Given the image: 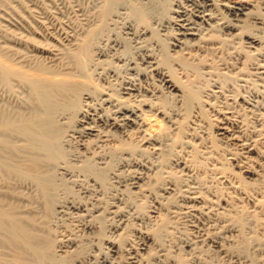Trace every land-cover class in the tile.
I'll return each mask as SVG.
<instances>
[{"label": "bare ground", "instance_id": "bare-ground-1", "mask_svg": "<svg viewBox=\"0 0 264 264\" xmlns=\"http://www.w3.org/2000/svg\"><path fill=\"white\" fill-rule=\"evenodd\" d=\"M100 1L89 15L79 10L86 23L69 17L67 28L57 21L63 27L57 29L47 22L52 6L41 0H0V264H82L80 234L59 230L58 220L67 214L96 219L99 227L90 220L82 234L102 238L105 210L96 202L109 184L108 172L113 181L124 168L133 172L131 187L124 189L129 196L155 191L161 199L148 211L153 227L139 230L140 242L127 250V264H145L144 253L161 233H170L171 216L178 214L192 219L198 243L208 242L231 263L247 264L241 255L247 239L264 245V235L243 232L251 219L264 224V93L257 88L242 96L230 84L243 75L264 89V0ZM125 3L136 20L125 27L126 44L109 35ZM155 17H165L157 30ZM127 42L137 45L139 58L125 56ZM179 71L191 78H179ZM201 74H215L219 90H200L194 79ZM206 118L210 129L217 123L212 134L203 126ZM66 146L83 157L73 169L89 178L78 189L86 201L56 205L54 172L74 171L66 165ZM174 146L179 149L169 161ZM94 159L105 166L92 167ZM202 170L218 185L209 192L214 198L206 194L210 184L204 191L195 175ZM225 192L234 195L224 198ZM244 201L253 210L247 212ZM119 206L113 203L108 211L120 217ZM258 209L263 218L256 216ZM120 226L114 230L122 243L128 235ZM107 240L115 257L121 244ZM185 247L192 248L188 242ZM93 264L112 260L101 256Z\"/></svg>", "mask_w": 264, "mask_h": 264}, {"label": "rangeland", "instance_id": "rangeland-1", "mask_svg": "<svg viewBox=\"0 0 264 264\" xmlns=\"http://www.w3.org/2000/svg\"><path fill=\"white\" fill-rule=\"evenodd\" d=\"M42 1V3H45L44 4V6L46 5H48L47 7H48V9H49V6L51 7L52 6V8L50 9V15L47 17L48 18V20H47V22H50V21H54L53 23L55 24V26H54V24L53 23H49V24H51V26H53V27H56L57 25V29L58 28H67L66 26H67V24H68V21H69V17H73L72 19H78V20H80L82 23H86V21H82L83 19H84V16H82V15H80V13L81 12H83L84 14H87V15H89L88 13L90 12V13H92V11L94 10L93 8H95L96 7V5H98V3L100 4L101 3V1L100 0H41ZM55 1V2H54ZM58 2V3H57ZM95 2V3H94ZM97 3V4H96ZM60 5V6H59ZM126 3L125 4H121V5H119V6H121V7H119L118 9L120 10V12L121 13H119V11H118V9L116 10V11H118V13L116 12V14H118V15H116V16H114L113 17V20H114V22L113 23H115V21H116V23L112 26V27H114L113 29H112V27H111V29L112 30H114V31H111L110 33H109V35H110V37L111 38H117V39H119V41H122L123 39H121L122 37L124 38L125 37V34H124V31H125V27H126V25L128 26L129 24L131 25V26H134V24H136V20H135V18L134 17H132V12H131V9L129 10V9H127L126 8V6H129L128 8H130V5L129 4H127L126 6ZM76 6H77V10H76ZM93 6V7H92ZM56 7V9H54L55 10V12L57 11V13H55L54 12V10H53V8H55ZM64 7V8H63ZM75 7V8H74ZM62 8V9H61ZM121 8V9H120ZM125 8V9H124ZM60 9V10H59ZM72 9H74V10H72ZM87 9V10H86ZM91 9V10H90ZM59 10V11H58ZM68 10V11H67ZM79 10H81V12H79ZM51 11H53V12H51ZM66 11V12H65ZM71 11H77V13L79 12V14H77V15H74V14H76V12H71ZM54 13V14H53ZM123 13L125 14V13H127V14H125V15H123ZM129 13H130V15H129ZM3 14V13H2ZM55 14H56V16H55ZM62 14H64L63 16H62ZM70 14H73V15H70ZM119 14H121V16L122 17H118V16H120ZM5 15V14H4ZM52 15H54V16H52ZM160 15V14H159ZM158 14H157V17H161V16H159ZM51 16H52V18H51ZM82 16V17H81ZM126 16V17H125ZM0 17H1V15H0ZM3 17H5V16H3ZM1 18V19H3L4 20V18ZM53 17H54V19H53ZM58 18V19H56V18ZM60 17H62V18H60ZM65 17V18H64ZM66 17H68V18H66ZM126 19H125V18ZM157 17H155V19L153 20V24H152V27L155 29V27L158 29V26L159 25H157L159 22H158V20L159 19H161L163 22H160V23H164V18L165 17H162V18H158V20L156 19ZM80 18V19H79ZM82 18V19H81ZM117 18V19H116ZM128 18H130V19H128ZM0 19V20H1ZM51 19V20H50ZM61 19L64 21V22H66V23H64L63 21H61ZM2 20V21H3ZM56 20V21H55ZM60 20V21H59ZM67 20V21H66ZM157 20V21H156ZM160 20V21H161ZM60 23V25H62V26H59V23ZM118 21V22H117ZM4 22V23H3ZM2 22V25H4L5 24V21H3ZM133 22V23H132ZM155 22V23H154ZM64 25H63V24ZM122 23V24H121ZM159 23V24H160ZM53 24V25H52ZM155 24V25H154ZM6 25V24H5ZM66 25V26H65ZM125 25V26H124ZM115 26H118V27H115ZM121 26V27H120ZM136 26V25H135ZM121 28V29H120ZM157 29H155V30H157ZM114 32V33H113ZM119 36H120V38H119ZM164 36H162V38H163ZM243 38H246V37H244L243 36ZM236 41V40H235ZM122 43H124V44H126L125 43V41H122ZM127 44H129L128 46H127V52H126V57L127 58H129V57H132V58H139V55L138 54H140L141 53V51L136 47L137 45L135 44V43H132V42H127ZM133 46H135V47H133ZM226 52H228L229 53V51H225L224 52V54L222 55L223 56V58L225 59V56H226V59L228 60V56H230L231 57V55L230 54H228V53H226ZM226 54V55H225ZM225 55V56H224ZM221 56V57H222ZM216 58V59H215ZM214 59L215 60H217L218 58L217 57H214ZM173 64V63H172ZM217 64H218V62H217ZM119 65H121V63H119ZM118 68V70L120 69V71L119 72H123L124 73V71H123V67L122 66H117ZM122 73V74H123ZM181 73V74H180ZM188 72H186V75H184L185 74V72H177V75H179L178 77L179 78H181V79H184V80H186V78L188 77V76H190V73H189V75L187 74ZM181 75V76H180ZM202 75V77L200 76L199 78H195L194 79V81H195V83L197 84H195L196 86H198V85H200L201 86V88H199L200 86H198V88L201 90H208V92H211V89H212V91L214 90V91H218L219 90V84H218V78L215 76V74H213L212 76L210 75V77H209V75L208 74H201ZM205 75V76H204ZM132 76V75H131ZM130 76V77H131ZM187 76V77H186ZM204 76V77H203ZM132 78H134V76H132ZM189 78H191V76L189 77ZM193 78V77H192ZM205 78H206V80H207V82H206V80H205ZM208 78V79H207ZM215 78H217V79H215ZM241 78V79H240ZM245 76H243V75H240L239 76V78L236 80V78L234 79V82L232 81H230L231 82V84L230 85H232V83L234 84V86H232V87H234L235 88V90H236V92H238V94L240 95H242V96H245V95H248L249 93H251V92H254V90H256L257 88L258 89H260L261 91H262V94L264 93L263 91H264V89H263V87L262 86H257V84L258 83H261V82H259V81H257V84H256V82H254L253 80L255 79H253V78H250V77H248V79H247V77L245 78L246 80H248V82L247 81H245ZM221 79H223V78H221ZM220 79V80H221ZM214 80V81H213ZM198 83H197V82ZM218 81V82H217ZM137 82V81H136ZM229 82V83H230ZM254 84H256V85H254ZM249 85V86H248ZM238 86V87H237ZM205 88V89H204ZM237 88V89H236ZM250 91V92H249ZM245 93V94H244ZM263 96H264V94H263ZM240 97V96H239ZM264 99V98H263ZM263 102V105H264V100L262 101ZM211 110V109H210ZM210 110H208V112H206L207 113V115L208 116H210L211 118L210 119H213L212 118V116H211V114H210ZM209 113V114H208ZM212 114H213V112H212ZM208 118H206V119H204L205 120V122H204V124H203V126L205 125V127L206 128H208V129H206L207 130V132H209V134H212L214 131H216V125H217V123H216V121H214L215 123H212V129H210L209 127H211V125H209L210 123L208 122H206V120H207ZM209 121V120H208ZM211 122H213V121H211ZM209 125V127H208V125ZM213 124H215V125H213ZM204 129V130H205ZM209 130V131H208ZM211 131V132H210ZM212 136V135H211ZM176 150H175V149ZM174 149V150H173ZM178 149L179 148H177L176 146H174L172 149H170V150H172V151H170L169 153L172 155H170V160L169 161H171V157H172V159L174 158V153H176L175 151H178ZM66 151H67V154H66V165L68 164L69 166H70V169H72V170H74L73 172L71 171L70 173L69 172H67L66 174H62V173H64V172H62L60 169H58L56 172H54L55 174H54V176H56V177H59V178H54V181L56 180V182H57V188L58 189H56V191H55V195H54V197H55V203H56V205H62V203L63 202H65V204H67L68 202H72V201H75V199L77 198V200L78 199H81L82 197H80V196H82L81 194H80V192H79V184H82V183H85L84 181L86 180V179H89L88 178V176L86 177V175H83L84 174V172H79V174H78V169L76 170V169H73V168H76V166H78L79 165V163L81 164V160L80 159H82L83 157H81V158H79V156H78V154L76 155V153H75V150H74V147L72 148V146L71 147H68V146H66ZM174 152V153H173ZM178 154V153H177ZM76 155V156H75ZM176 155V154H175ZM75 158V159H74ZM79 158V159H78ZM198 159L199 160H201L199 157H198ZM100 161V162H99ZM99 162V163H98ZM114 163H113V165H117L115 162H116V160H114L113 161ZM89 163L92 165V167L94 166V168H102V167H104L105 165L102 163V160H98V159H94V160H90L89 161ZM96 165V166H95ZM166 165H169V163H167ZM99 166V167H98ZM124 169H126V168H124ZM123 169V171L121 172V169L119 170V171H117L118 173H117V176L118 177H116L115 179H113V181L111 180V177L113 176L111 173H109L108 172V174H107V178L109 179V184H106V185H104L103 186V190L104 191H102L101 193H99V195H100V197L98 198V201L96 202V205L98 206V205H100L101 207V209H102V207H103V210H105L103 213H102V216H100V221L102 222V230H103V237L102 238H100V237H98V235H100V234H97L96 235V237H95V235L93 236V235H90V236H87L86 235V233L85 234H82V232L83 231H85L84 230V228H83V226H85L87 223L89 224V222L88 221H92V220H94V226H95V228H97V226L99 227V223H96L97 221H96V219H90L91 217H88V216H80L81 218H79V217H77V216H75V215H70V214H67L68 216H65V215H63L62 217H60V219L58 220V225H59V230H63V229H70V228H73V229H70L71 230V232L73 233V234H77V235H81V238H82V240H83V242H82V240H80L79 241V239H81V238H78V237H80V235L77 237V239H78V246L80 245V249H81V252H80V249L78 248L77 250L79 251V254H78V258L77 259H79L80 257V259L79 260H81L82 261V264H93L95 261H96V259H98V258H100L101 256H103V257H107V259H109V260H112V264L114 263V264H116V263H118V264H127L126 263V259H124V258H126L125 256H127V250L129 249V247H130V245L131 244H134V245H136V243L138 244L139 242H140V238H139V236H138V231L140 230V231H145V229L146 230H149L151 227H153L152 225H154V223L149 219V217H148V211H151V209H153V206L154 207H156V206H158L157 205V203L160 201L161 202V199H159V198H156L155 197V195H154V193H155V191L154 192H152V195H150L149 194V196H147V197H144V198H141L140 197V195H133V197H131V196H129L128 195V193H126L127 191H125V190H128V187H131V186H129V183L132 181V175H133V172L132 171H130V169L128 170V169H126V170H124ZM164 169H167V168H165L164 167ZM232 169H234V168H232ZM168 170V169H167ZM174 170V169H173ZM235 170V169H234ZM130 171V172H129ZM233 171V170H232ZM77 172V173H76ZM120 172H121V174H120ZM127 172V173H126ZM132 172V173H131ZM203 170L202 171H197V173H195V175H197V174H199V177L197 176V179H199V182L202 184V185H205V187H204V191H207L208 190V188H206L209 184V187H212L210 190H208V192L206 193V194H208V198H214L212 195H210L209 194V192H212V191H214L215 189V187H218V185L216 184V182L215 183H213V181L212 182H209V181H211V179H208V178H210L209 176L207 177V175L208 174H206V176L203 174ZM69 173V174H68ZM60 174V175H59ZM109 174H111V175H109ZM129 174V175H128ZM120 175V176H119ZM177 175H180V180H182V182L186 179V177L185 176H183L182 174H179L178 172H177ZM202 175V176H201ZM85 176V177H84ZM109 176V177H108ZM165 176V175H164ZM219 175H217L216 177H218ZM204 177V178H203ZM81 178V179H80ZM184 178V179H183ZM206 178V179H205ZM85 179V180H84ZM123 179V180H122ZM62 180V181H61ZM84 180V181H83ZM206 180V181H205ZM115 181H118L119 182V184L117 185V182L116 183H114ZM128 181V182H127ZM188 181V180H187ZM181 182L182 184H184V183H188V182ZM55 182V183H56ZM206 184H205V183ZM64 183V184H63ZM110 183H112L113 185V187L111 186V184ZM59 184V185H58ZM67 184V185H66ZM213 184V185H212ZM117 185V186H116ZM125 185H127V186H125ZM65 186V187H64ZM115 186H116V188H115ZM119 186V187H118ZM215 186V187H214ZM60 187V188H59ZM67 187H68V191H67ZM109 187V188H108ZM118 187V188H117ZM124 187V188H123ZM214 187V188H213ZM65 188V189H64ZM107 188V189H106ZM122 188V189H121ZM113 189V190H112ZM125 189V190H124ZM214 189V190H213ZM120 190V191H119ZM124 190V191H123ZM131 190H135V189H131ZM227 191V190H226ZM67 192V193H66ZM124 192H125V194H124ZM228 192V191H227ZM69 193V194H68ZM226 193V192H225ZM79 194V195H78ZM233 194V193H232ZM125 195V196H124ZM234 195V194H233ZM233 195H231L230 194V196H229V194L228 193H226L225 195H223V197L224 198H228L227 196H229V197H232ZM78 196V197H77ZM129 198H128V197ZM80 197V198H79ZM108 197V198H107ZM71 198V199H70ZM126 198V199H125ZM73 199V200H72ZM143 201H142V200ZM72 200V201H71ZM82 201H86V199H84V198H82L81 199ZM80 200V201H81ZM100 200H101V202H100ZM119 200H120V202H119ZM130 200H132L131 202H130ZM230 200L231 201H234V199H231L230 198ZM68 201V202H67ZM134 201V202H133ZM139 201V202H138ZM141 202V203H140ZM165 202V201H164ZM164 202H162V203H164ZM246 201H244V203H243V206H244V209L248 212L249 210L251 211V210H253V205H252V203L251 202H246ZM87 203H88V201H87ZM97 203H99V204H97ZM117 204V205H120L119 207L121 208L120 209V212H122L121 214H122V216H120V217H118V215H116L115 213H110V211H108V208H109V206L111 205V204ZM119 203V204H118ZM140 203V204H139ZM88 206H90L89 205V203L87 204ZM137 205H139V206H137ZM142 206V207H141ZM169 207H170V205H168ZM246 206V207H245ZM123 207V208H122ZM144 207V208H143ZM164 207L166 208L167 207V205H163V206H159V208H162L161 210L164 212ZM255 208V207H254ZM107 209V210H106ZM125 209V210H124ZM140 209V210H139ZM249 211V212H250ZM260 211H259V209H258V211H257V213H256V216L258 217V218H263V215L261 214V212L259 213ZM105 215V216H104ZM116 215V216H115ZM133 215V216H132ZM179 215V214H178ZM178 215H175V216H177V217H175L174 215H172L171 217V222L172 223H170V227L168 228V231L170 232V233H168V232H166V231H164L163 233H161L160 234V237H159V242L158 243H156L155 245H150V249H151V251L149 250V254H146V252L144 253V256H145V262L146 263H148V264H155V263H158V261H162V262H165V260L167 259V261L165 262L166 264H168V262H169V264H183V263H179L178 261H177V258H178V254L177 253H179L181 256H182V258L184 257L185 259L183 260L184 261V264H234V263H231L232 261L231 260H229V258H227L226 256L224 257H222L221 255H219V254H217L216 252H215V250L208 244V242H199L198 243V238L196 237L197 236V234H196V232L194 231V229H192L193 227H192V219L191 220H186L187 218H185L184 216H182V215H180V216H178ZM174 216V217H173ZM122 217V218H121ZM78 218H79V220H78ZM82 218H84V219H82ZM88 220H87V219ZM119 218H121L122 219V221L123 222H121V219L119 220ZM141 218V219H140ZM216 219V216H213V218L212 219ZM114 219V220H113ZM104 220V221H103ZM118 220L121 222V223H119L118 222ZM145 220V221H144ZM128 221V222H127ZM191 222V225H190V222ZM253 221V222H252ZM92 222H90V224L92 225ZM256 222V221H255ZM254 222V220H250V222H249V224L247 223V226L249 225V229L248 228H244V229H247V230H249V231H247L246 230V232H245V230L243 231L244 232V234H248V236L249 235H252V234H254L253 232L255 231V233H256V236L258 237V238H261L260 236H262V235H264L263 233H264V224L263 223H258V222H256L255 223ZM67 223V224H66ZM79 223V224H78ZM96 223V224H95ZM139 223V224H138ZM144 223V224H143ZM78 226H77V225ZM85 224V225H84ZM114 224V225H113ZM117 224V225H116ZM118 224H120L119 226L121 227V231H122V233L124 232V235L123 236H126V235H128V236H126V237H124V242H120L119 240H118V238H119V236H118V232L119 231H117V232H115V230H116V227L118 226ZM132 224H134V225H132ZM224 224V223H223ZM82 225V226H81ZM97 225V226H96ZM139 225V226H138ZM148 225V226H147ZM71 226V227H70ZM78 228H77V227ZM119 226L117 227V228H119ZM145 226V227H144ZM69 227V228H68ZM75 227V228H74ZM128 227V228H127ZM135 227V228H134ZM137 227V228H136ZM77 228V229H76ZM82 228H83V230H82ZM124 228V229H123ZM139 228V229H138ZM81 231H79V230ZM115 229V230H114ZM75 230H77V231H75ZM124 230V231H123ZM182 231V232H181ZM258 231V232H257ZM249 232V233H248ZM79 233V234H78ZM167 233V234H166ZM117 234V235H116ZM258 234V235H257ZM84 235V236H83ZM113 235V236H112ZM108 238H110V240H117V243L119 244V242H120V249L119 250H117V252H118V254H115V257H114V255H113V253L114 252H111L110 250H109V248H108V246H109V244L107 243V241L109 240H107V237ZM170 236V237H169ZM89 237H91L92 238V240H90L91 238H89ZM94 237V238H93ZM105 237V238H104ZM114 237V238H113ZM117 237V238H116ZM131 239H130V238ZM133 237V238H132ZM192 237V238H191ZM87 238H89V240L87 239ZM98 240H97V239ZM85 239H87V240H85ZM100 239H102V240H100ZM115 240V241H116ZM126 240V241H125ZM135 240V241H134ZM196 240V241H195ZM261 240V239H260ZM260 240H255V239H251V238H249V239H247V243H245L244 245H246V247L245 246H243V249H241V255H242V257H243V259H246L248 262H247V264H264V256H263V253H261L262 252V250H261V248L262 249H264V245L262 244L263 242L262 241H260ZM94 241H95V244H94ZM139 241V242H138ZM193 241H195V242H193ZM80 242V243H79ZM91 242V243H90ZM162 242V243H161ZM189 243V244H191V246H192V248L191 249H189L188 250V248L187 247H185V244L186 243ZM262 242V243H261ZM83 244V246H81L82 244ZM99 243V244H98ZM160 243V244H159ZM158 244V245H157ZM235 244V243H234ZM233 244V245H234ZM86 245L88 246V247H86ZM96 245V246H95ZM100 246V247H97V246ZM233 245H232V247H233ZM107 246V247H106ZM194 246V247H193ZM106 247V248H105ZM154 247V248H153ZM161 247V248H160ZM206 247V248H205ZM231 247V248H232ZM258 247H260V248H258ZM126 249V250H125ZM161 250V249H163V250H161V251H159V250ZM178 249V250H177ZM104 251H105V253H104ZM108 253H107V252ZM96 252H98V253H96ZM182 254H181V253ZM80 253H81V255H80ZM112 253V254H111ZM121 253V254H120ZM126 253V254H125ZM160 253V254H159ZM91 254V255H90ZM163 256H162V255ZM245 254V255H244ZM260 254L263 256V257H261L260 256ZM67 255H68V253H67ZM85 255V256H84ZM111 255H113V256H111ZM176 255V256H175ZM197 255V256H196ZM249 255V256H248ZM117 256V257H116ZM156 256H158V257H156ZM122 257V258H121ZM172 257V258H171ZM173 257H175V258H173ZM115 258H117V259H115ZM258 258H260V259H258ZM263 258V259H262ZM113 259H115L114 260V262H113ZM119 259H120V261H119ZM148 259V260H147ZM210 260V261H209ZM262 260V261H261ZM116 261V262H115ZM118 261V262H117ZM149 261V262H148ZM209 261V262H208ZM258 261H260V262H258ZM121 262V263H120ZM145 263V264H146Z\"/></svg>", "mask_w": 264, "mask_h": 264}]
</instances>
